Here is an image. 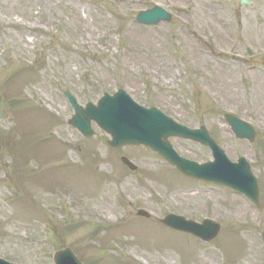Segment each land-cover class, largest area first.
Returning <instances> with one entry per match:
<instances>
[{
    "label": "rangeland",
    "instance_id": "1",
    "mask_svg": "<svg viewBox=\"0 0 264 264\" xmlns=\"http://www.w3.org/2000/svg\"><path fill=\"white\" fill-rule=\"evenodd\" d=\"M247 1L0 0V102L9 106L0 120L1 259L53 264L69 249L83 264H264V0ZM154 5L171 22L138 25L137 12ZM120 89L189 128L204 125L231 162L243 158L259 208L182 177L147 149L102 146L93 123L89 139L68 125L64 91L84 106ZM224 114L248 122L255 142L235 139ZM23 130L38 144L35 154L22 147L32 156L18 175ZM169 142L183 158L212 160L206 147ZM168 214L220 229L201 243L163 226Z\"/></svg>",
    "mask_w": 264,
    "mask_h": 264
},
{
    "label": "water",
    "instance_id": "2",
    "mask_svg": "<svg viewBox=\"0 0 264 264\" xmlns=\"http://www.w3.org/2000/svg\"><path fill=\"white\" fill-rule=\"evenodd\" d=\"M241 4H247L246 0H241ZM160 21L169 22L170 17L159 8H154L149 12H142L137 16V22L142 25H157ZM65 96L68 98L75 112V116L69 123L73 127H76L85 137L93 135L90 129V121L93 120L111 136V141L103 137V144H108L112 148H119L129 144L149 147L160 154L169 164L175 166L183 175L230 187L236 192L245 195L255 206H258L259 194L256 182L252 178L247 164L242 160L238 161L235 165L227 162L223 153L208 139L203 128L194 133L186 132L182 128L175 129L169 126L168 120L156 116L152 112L154 111L153 109L144 111L143 109L136 108L122 92H118L113 98L104 95L97 106L87 104L85 108L78 106L69 93H65ZM112 105H115L120 116L125 121L130 122V129L125 122L122 123V127L116 130L108 127L116 126V122L111 119L113 116L110 109ZM6 109L5 105H0L1 120H5L8 117L4 113ZM225 120L236 138L247 139L249 142L254 141V133L247 124L229 116H226ZM126 130H129V132L127 135H124ZM168 136L191 139L203 145H208L212 150L214 163L199 166L179 159L167 142ZM121 162L130 169H134L125 158H121ZM138 214L147 217L143 212H139ZM162 223L174 230L190 233L204 242L214 239L219 230V227L212 222H204L201 225H197L174 216L167 217ZM261 238L264 243V234H262ZM53 261L54 264H80L69 250L54 253ZM0 264L7 263L0 260Z\"/></svg>",
    "mask_w": 264,
    "mask_h": 264
}]
</instances>
